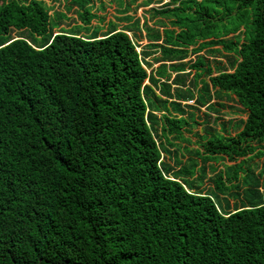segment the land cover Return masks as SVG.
<instances>
[{
  "label": "trees",
  "instance_id": "trees-1",
  "mask_svg": "<svg viewBox=\"0 0 264 264\" xmlns=\"http://www.w3.org/2000/svg\"><path fill=\"white\" fill-rule=\"evenodd\" d=\"M53 1L0 0V264H264V0Z\"/></svg>",
  "mask_w": 264,
  "mask_h": 264
},
{
  "label": "rangeland",
  "instance_id": "rangeland-1",
  "mask_svg": "<svg viewBox=\"0 0 264 264\" xmlns=\"http://www.w3.org/2000/svg\"><path fill=\"white\" fill-rule=\"evenodd\" d=\"M48 4L50 5H56L57 7L60 5V7H58L61 11H65V9H63V1H60V3H54L53 0H46ZM147 0H139L137 2L136 5L140 4V8L137 9V13L134 14L135 12H132V15H135L136 18L141 20V26L143 24L144 19H148L149 18V13L151 11L152 8H156L159 9L161 8V6L163 4H167L170 0H156V3L151 5V6H143V2H145ZM96 3L100 4L99 0H95ZM102 2H104L106 4L107 10L106 11H100L97 10L96 13L99 16H102L106 19V24L109 23V21H113L114 17H117V12L120 7L117 3H114L111 0H102ZM161 2V3H158ZM123 3V1H122ZM99 4H97V6L99 7ZM120 4V3H119ZM124 4V3H123ZM116 13V14H115ZM70 17H74L71 14H69ZM157 22V20H156ZM96 21L93 22L94 25H96ZM151 24L152 26H156L158 27V23H155L154 20H151ZM143 35H145V33H143ZM131 36H133V33H131ZM148 42L146 39H144V41L141 42V46L146 45ZM194 61L195 58L193 56L189 57V59H187L186 61ZM213 65L217 68L216 71H219L218 68L219 67H227L229 65V62H227L226 60H222L219 59V61H213ZM158 65L154 66V69L157 68ZM182 67H184L183 65H181ZM206 80H208L206 78ZM232 97L228 94H225L222 99H217L216 101H213L216 105H217V109L219 110V112L215 113L213 111H208L207 108H202L201 112L196 111L197 113H199V117H198V125H195L194 127H191L193 132H188L186 135L187 136H192L194 139L193 140H197L198 136L196 135L197 133H199L200 136H204L207 134V128H209L208 126L212 127L215 130H220V128L222 127L223 123H226L227 126V131H230L232 135H235L236 132L240 131L242 129L241 126V121L242 120H246L247 119V112L240 106L237 104V102L233 99H228L229 97ZM192 104V103H191ZM220 104V105H219ZM219 105V106H218ZM195 112V111H193ZM206 114L208 116H212L211 118L206 117ZM203 115V117H202ZM193 147H197V146H193ZM243 159L239 160L238 163H240ZM237 163V164H238ZM210 165L213 166H219L220 170H224L225 166H234L235 163L234 162H229V161H222V162H217V163H211ZM214 175L213 170L208 172L207 178L212 177ZM207 184L212 185V183L208 180ZM218 198L221 200L220 202L223 204L224 201L230 200V202L233 204L235 203V200L233 198H222L221 196L217 195ZM222 199L224 201H222ZM224 205V204H223Z\"/></svg>",
  "mask_w": 264,
  "mask_h": 264
}]
</instances>
